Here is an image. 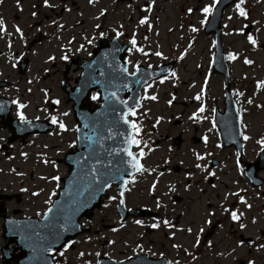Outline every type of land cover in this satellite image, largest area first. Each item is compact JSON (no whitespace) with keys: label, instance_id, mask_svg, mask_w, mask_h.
<instances>
[{"label":"flooded vegetation","instance_id":"flooded-vegetation-1","mask_svg":"<svg viewBox=\"0 0 264 264\" xmlns=\"http://www.w3.org/2000/svg\"><path fill=\"white\" fill-rule=\"evenodd\" d=\"M219 1L0 0V161H5L0 173L28 177L23 169L31 161L28 150L39 145L40 136L70 133L69 150H77L82 123L74 105L101 104L100 85L89 80L88 71L90 61V68L98 66L94 58L101 49L109 93H120L123 87L127 101L142 85L140 104L129 118L133 150L143 164L124 196L111 186L112 194L101 207L80 218L83 231L47 252L38 250L42 233H30L25 242H8L5 223L42 220L49 207L38 213L20 207L25 187L0 192V264H100L101 259L103 264H264V161L259 160L264 129L252 134L249 119L255 105L264 106L257 96L264 90L254 85L246 96L232 82L240 137L225 140L218 120L225 113L226 78L216 72V38L208 32ZM252 1L238 0L223 15L224 20L232 7L244 20L249 46L242 53L264 50V0L251 8ZM206 7L211 11L204 12ZM172 19L176 24L170 25ZM210 37L208 48L203 46L194 56L198 64L210 51L211 74L221 77L224 87L208 104L212 82L202 80L198 87L194 80L188 103L181 97L182 63L199 38L208 42ZM222 46L231 71L241 52L225 43L223 32ZM114 66L125 67V74L112 75ZM157 70L162 74L156 76ZM85 87L92 88L80 99V88ZM152 104L172 112L155 111ZM178 105L183 108L176 114ZM50 125L52 129L43 131ZM177 126L181 129L175 133ZM51 177L45 174L44 179ZM133 191L137 198L132 201ZM107 199L116 202L115 213L105 214L99 228L87 224ZM101 231L109 237L105 234L103 243L99 238L102 250H96L89 245L90 237H99ZM113 235L122 238L121 248Z\"/></svg>","mask_w":264,"mask_h":264},{"label":"water","instance_id":"water-1","mask_svg":"<svg viewBox=\"0 0 264 264\" xmlns=\"http://www.w3.org/2000/svg\"><path fill=\"white\" fill-rule=\"evenodd\" d=\"M235 0H220L217 9L208 25V32L216 33L217 69L226 75L227 93L226 110L218 120L219 126L226 139H232L234 134L240 137V118L237 106L229 91L230 73L226 62L221 42V20L224 9ZM116 54L112 51V56ZM104 51L101 49L94 60H99L95 68L88 65L90 81H96L100 85L101 104L92 108L90 102H79L74 105L76 117L81 121L78 131L79 143L76 151H69L61 162L66 164L68 175L63 178L64 186L59 193L46 216L42 220L29 218L24 221H8L5 223V236L8 242L26 241L30 233H42L38 235L42 246L38 248L47 252L50 248L60 247L69 236H74L83 231L80 227V218L91 216L95 209L100 208L103 196H108V188L116 185L124 196L127 184L132 176L139 173L143 165L133 152V124L128 114L133 108L138 107L141 99L142 85L136 89L129 88L133 94L128 95L124 101V88L120 93H109L104 85L105 67ZM124 75L126 68L112 69V75L116 72ZM162 72H156V76ZM100 77V80L98 79ZM96 86V87H97ZM92 87L80 88L83 93H88ZM52 128H44L48 131ZM33 128L32 131H36ZM131 153L132 155H129ZM259 160L264 161V152ZM121 205L119 206V210ZM18 222V223H17ZM22 258V256H20ZM101 259L100 264H103ZM105 264V263H104Z\"/></svg>","mask_w":264,"mask_h":264},{"label":"rangeland","instance_id":"rangeland-1","mask_svg":"<svg viewBox=\"0 0 264 264\" xmlns=\"http://www.w3.org/2000/svg\"><path fill=\"white\" fill-rule=\"evenodd\" d=\"M257 2L258 0H253L251 8L255 6ZM258 10L260 11V9ZM169 22L171 23L170 25L176 24L175 19H172ZM223 22L224 23L222 27L224 30L223 37L225 43L232 44L233 46L231 48L233 50L241 52L240 54L236 55L237 60L231 63V76L232 82L235 83L234 87H238L239 89L245 91V95L247 96L250 89L254 88V85H258L256 80L260 79L262 80L261 87L264 90V50L259 49L249 52L245 51L242 53L243 49L249 46V42L248 38L243 36L244 30L242 24L244 20L236 15V12L232 9V7L226 11ZM198 26L200 27V25ZM261 35L262 42H264V29L262 30ZM207 40L208 42L199 38L195 50L192 52V54H190L189 58L182 63V68L185 71H181V76L184 81V83L180 85L182 91L181 97L184 98L188 103L192 101V97H189V93L195 89L193 85L194 80H198V87L202 83V80L207 81L210 79L209 81L212 82L213 93L210 99L207 100L208 104L210 101H214V99L217 97L216 91L221 94V91L224 87L222 78L213 73L211 74V69L208 65L209 59L211 58V55H209L210 51L207 53V57H205L204 60L202 58V61H200L198 64L196 63L199 58L195 57L194 55L199 54L200 50L203 49V46L208 48V43L212 42L211 37ZM257 96L264 100L263 94H257ZM181 99H179V101ZM240 99H242V97ZM152 107L156 109L155 111H159V108H162V110L164 108L163 112L165 114H170L172 112L170 110H166L167 107H165V105L152 104ZM182 108V106L178 105L173 111L178 114ZM249 119L251 120L250 132L252 134L255 132L257 134H262L264 127L260 124V122L264 123V106L261 108L255 105L252 113L249 115ZM166 125L167 124H164L163 127L165 128ZM180 129L181 128L177 126L175 133H177ZM72 141L73 136L70 133L65 134V136L62 137L59 135L51 136L50 134L46 136H40L37 140V144L39 145L35 144V146L29 148L28 152L31 155V161L24 165L25 168H23L25 171H29V176L25 178L12 177L5 173H0V192H5V190L17 192L22 187H25V190L23 189L24 192L22 193L23 201L20 203V207H22L24 210L29 209L32 213L45 212L53 200L54 192H56L60 186V180H62L63 176L67 175L68 173V166L63 162L58 161L64 158L65 154L70 149ZM42 159H45L46 164L42 163ZM3 163H5V161H0V167L3 166ZM45 174L52 175V181H47V179H44ZM35 191H38L39 194L35 195ZM133 192L132 201L137 198V191ZM109 194H112V192L110 191ZM115 206V201L107 199L104 206L97 210L93 220L87 222V224H93V227L99 228L98 226L101 225L105 214H110L111 210L112 213H115ZM99 234L100 235L97 238H95L94 235H91L92 237H90L91 243H89V245H91L96 250H102V246L98 247L97 240L100 238V242L103 243V237L106 235L109 237L107 231H101ZM121 236L122 235L120 234V237ZM88 237V234L83 236V238ZM120 237L113 235L112 239L117 240L118 243L115 246H120L121 248L124 242H122V238ZM83 245H86V243L84 242ZM80 247L82 246L80 245ZM198 264H200V260H198Z\"/></svg>","mask_w":264,"mask_h":264},{"label":"snow or ice","instance_id":"snow-or-ice-1","mask_svg":"<svg viewBox=\"0 0 264 264\" xmlns=\"http://www.w3.org/2000/svg\"><path fill=\"white\" fill-rule=\"evenodd\" d=\"M211 11V8L210 7H206L205 9H204V12H210ZM133 43H135V41H133ZM155 97H153V99H154ZM134 114V113H133ZM53 122H55V120L53 121ZM129 155H132L131 153H129ZM237 217L235 216V214H233V219H236Z\"/></svg>","mask_w":264,"mask_h":264}]
</instances>
